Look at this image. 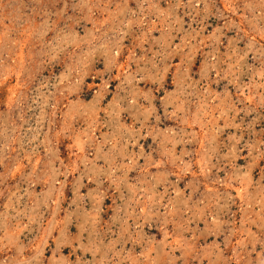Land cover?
Instances as JSON below:
<instances>
[{
	"label": "rangeland",
	"instance_id": "obj_1",
	"mask_svg": "<svg viewBox=\"0 0 264 264\" xmlns=\"http://www.w3.org/2000/svg\"><path fill=\"white\" fill-rule=\"evenodd\" d=\"M0 264H264V0H0Z\"/></svg>",
	"mask_w": 264,
	"mask_h": 264
}]
</instances>
